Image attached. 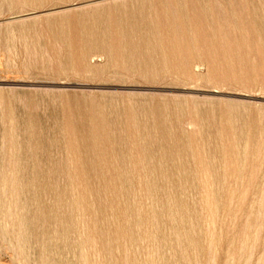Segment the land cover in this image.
<instances>
[{
	"label": "rangeland",
	"instance_id": "obj_1",
	"mask_svg": "<svg viewBox=\"0 0 264 264\" xmlns=\"http://www.w3.org/2000/svg\"><path fill=\"white\" fill-rule=\"evenodd\" d=\"M5 18L0 264H264V0Z\"/></svg>",
	"mask_w": 264,
	"mask_h": 264
},
{
	"label": "bare ground",
	"instance_id": "obj_2",
	"mask_svg": "<svg viewBox=\"0 0 264 264\" xmlns=\"http://www.w3.org/2000/svg\"><path fill=\"white\" fill-rule=\"evenodd\" d=\"M20 1L21 0H17V2H20ZM74 7H75V5H64V6L56 7L54 9L51 8V9H48V10L40 11V12H37V13H39L41 15V14L47 13V12H55L56 10L59 11V10L70 9V8H74ZM35 15H38V14L35 13ZM22 18H24V17L23 16H19V17H15L14 19L17 20V19H22ZM14 19H12V20H14ZM9 20L10 19H6V18L5 19H0V28L3 27V26H5L9 30L11 24H13V22H10ZM16 55H17L16 50L15 51H12V50H8L7 51V57L8 58L6 59V61L4 63L6 68L13 69V68H16L17 67L16 66V58H17ZM1 143H2V145H0V149L1 150H5V140H3V142H1ZM263 259H264V255H263Z\"/></svg>",
	"mask_w": 264,
	"mask_h": 264
}]
</instances>
